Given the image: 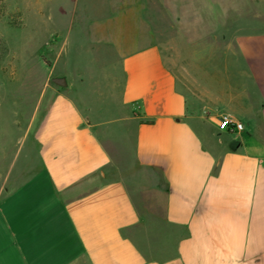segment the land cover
Here are the masks:
<instances>
[{"label": "crops", "instance_id": "crops-1", "mask_svg": "<svg viewBox=\"0 0 264 264\" xmlns=\"http://www.w3.org/2000/svg\"><path fill=\"white\" fill-rule=\"evenodd\" d=\"M261 1L67 0L47 18L103 55L39 110L0 106V264H264V24L241 7ZM194 3L220 4L199 16L228 41L192 43Z\"/></svg>", "mask_w": 264, "mask_h": 264}, {"label": "rangeland", "instance_id": "rangeland-1", "mask_svg": "<svg viewBox=\"0 0 264 264\" xmlns=\"http://www.w3.org/2000/svg\"><path fill=\"white\" fill-rule=\"evenodd\" d=\"M66 1L0 0L1 107L7 108L11 99V102H16L18 109L32 108L39 110L42 106L41 96L44 90L59 89L68 91L70 89V87L61 88L52 83L50 80L52 76L66 75L71 84L75 83L83 76L89 75L88 69L91 68L89 66L93 62L91 58L96 57L99 59L103 55L101 50L87 51L78 49V46L73 41L74 35L72 33L64 34L63 30L57 31L56 18L47 20L50 16H55L60 12L63 13ZM177 2L178 4L182 3L180 0H177ZM147 5L151 9L155 4L150 2ZM224 6L226 11L232 10V4L228 3ZM241 7H253L254 10L261 11L260 13L263 16L256 22L264 24V0L252 5L242 2ZM173 10L175 11V8H172ZM205 10H208L211 15L216 14L217 11H222V8L218 3L193 4L195 14L192 27L193 35L191 36L192 43L198 46H201V44L203 46L212 45L215 49L217 44H222L228 40L227 38L224 39L218 30L222 20L215 17L201 18L199 16ZM160 21L162 24L166 23L163 19ZM225 21L231 22V19H226ZM168 31L169 28L166 27L165 32L167 33L164 35L166 43L170 39ZM198 52L200 53V51ZM206 52L215 53V51L210 50L203 53ZM94 53L95 57L92 56ZM178 53L184 52L178 51ZM183 57L184 55L181 56L182 59ZM103 61L105 62V60ZM74 63L83 64L85 68L76 66ZM88 82H85L80 88V91L85 90L89 94L88 101L85 100V102L96 105L99 99L104 101V94L98 97V94L96 95L94 91L90 90L92 86ZM10 95L11 98H9ZM2 123L4 122L2 121ZM23 132V130H18V144L24 138Z\"/></svg>", "mask_w": 264, "mask_h": 264}, {"label": "built area", "instance_id": "built-area-1", "mask_svg": "<svg viewBox=\"0 0 264 264\" xmlns=\"http://www.w3.org/2000/svg\"><path fill=\"white\" fill-rule=\"evenodd\" d=\"M220 120L229 131H242L244 129V124L242 122L236 120L228 114L221 115Z\"/></svg>", "mask_w": 264, "mask_h": 264}, {"label": "water", "instance_id": "water-1", "mask_svg": "<svg viewBox=\"0 0 264 264\" xmlns=\"http://www.w3.org/2000/svg\"><path fill=\"white\" fill-rule=\"evenodd\" d=\"M51 82L59 85V86H66L67 85V80L66 77L64 75H56V76H52L50 78Z\"/></svg>", "mask_w": 264, "mask_h": 264}]
</instances>
